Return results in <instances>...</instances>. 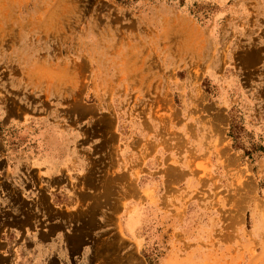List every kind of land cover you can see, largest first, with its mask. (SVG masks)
<instances>
[{
	"label": "rangeland",
	"instance_id": "obj_1",
	"mask_svg": "<svg viewBox=\"0 0 264 264\" xmlns=\"http://www.w3.org/2000/svg\"><path fill=\"white\" fill-rule=\"evenodd\" d=\"M0 264H264V0H0Z\"/></svg>",
	"mask_w": 264,
	"mask_h": 264
}]
</instances>
